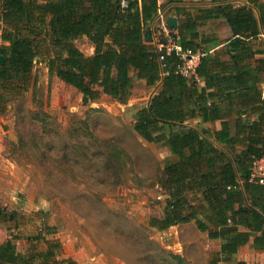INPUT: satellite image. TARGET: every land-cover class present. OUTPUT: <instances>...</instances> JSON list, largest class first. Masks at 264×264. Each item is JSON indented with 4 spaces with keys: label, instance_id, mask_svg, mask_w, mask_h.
Returning a JSON list of instances; mask_svg holds the SVG:
<instances>
[{
    "label": "trees",
    "instance_id": "trees-1",
    "mask_svg": "<svg viewBox=\"0 0 264 264\" xmlns=\"http://www.w3.org/2000/svg\"><path fill=\"white\" fill-rule=\"evenodd\" d=\"M251 2L264 26V0ZM158 9V0H128L127 6L120 0H0V112L5 92L28 90L45 41L51 46L49 72L78 88L83 104L102 94L127 102L132 72L150 86L161 80V90L139 109L134 125L144 139L168 145L175 155L165 164L160 184L167 193L165 211L152 225L165 229L194 221L211 238L221 239V255L210 262L217 264L254 233V243L264 248V183L250 180L254 162L264 157V58L255 56L264 49L254 45L259 21L248 5L199 8L206 18L225 17L238 33L218 52L199 49L204 54L197 80L176 71L177 53L160 61L158 47L145 41ZM193 29L194 22L182 23L178 34L184 47L196 50L185 40ZM80 37L93 42V54L74 43ZM159 37L167 41L163 33ZM192 118L220 119L221 127L203 133L189 125ZM19 215L17 209L0 206V221L17 220L19 227ZM36 230L0 241V264H77L63 256V242L45 220ZM22 237L29 243L24 251L15 241Z\"/></svg>",
    "mask_w": 264,
    "mask_h": 264
},
{
    "label": "rangeland",
    "instance_id": "rangeland-1",
    "mask_svg": "<svg viewBox=\"0 0 264 264\" xmlns=\"http://www.w3.org/2000/svg\"><path fill=\"white\" fill-rule=\"evenodd\" d=\"M74 43L89 51L84 38ZM50 47H40L28 90L5 92L0 206L20 208L23 236L45 220L85 264H203L208 238L194 222L151 227L165 211L160 184L172 159L134 128L151 87L127 102L102 94L83 104L78 88L49 72ZM16 222L0 221L2 240L19 234Z\"/></svg>",
    "mask_w": 264,
    "mask_h": 264
},
{
    "label": "crops",
    "instance_id": "crops-1",
    "mask_svg": "<svg viewBox=\"0 0 264 264\" xmlns=\"http://www.w3.org/2000/svg\"><path fill=\"white\" fill-rule=\"evenodd\" d=\"M228 2L233 3L234 5H248L253 8L255 15L259 21V27H260V34L259 37L255 40L254 45L256 48L264 49V26L260 19L259 9L251 2V0H158L159 9L156 16L149 23V28L146 30V34H145V41L155 46L159 45L158 36L156 35L158 23L161 22V20L167 21L170 17H175L177 19V26L176 27L168 26L170 31H173L174 33L178 34L179 27L182 23L186 24L188 22H194V29L189 33L186 32L185 40L191 41L194 45H196V50L203 49L204 51H207L209 53L218 52L224 47L227 41H229L231 38L237 35L238 31L236 32L234 30L235 27L231 26L230 23H228V21L225 19V17L206 18V16H204V14H201V12H199L198 9L211 8L218 4H223ZM147 31H149L151 34L150 39H147ZM193 32H195V34H193ZM177 37L179 40L180 39L179 34L177 35ZM81 38H84V40L86 41L89 51L85 52L81 47L79 48L87 55L93 54L95 50V46L93 42H91L87 37H80L78 39ZM255 56L264 58V52L256 53ZM132 76L134 77L133 88H132L134 94L132 93V97L136 95V92L138 91L139 87H144L146 85L151 87L148 101L146 103V106H149L152 95L157 91L161 90L162 81L160 80L155 85L150 86L147 84L145 79L138 77L136 74H134V72H132ZM261 77H262L261 86L263 87V91H264V72L261 73ZM135 98H141V96L140 97L135 96ZM189 125L198 128L203 133H206L212 129L220 128L221 120L217 119L214 122L211 121L205 122L199 118H192L190 120ZM158 146L166 149L167 155L169 157H171L172 159L175 158V155L172 153L168 145H158ZM219 146L222 147L221 145ZM239 179L242 182V179L241 178ZM1 181H2V174L0 172V184ZM164 196L167 197V193H165V191H164ZM1 199L2 197L0 194V201ZM247 203L249 202L247 201ZM12 209H17L18 211H20V208L17 207H14ZM191 222L194 221H190L187 223L191 224ZM179 224H185V223H179ZM23 226L24 225H20L19 227H15L14 229L16 230V232H20L21 234L25 231ZM151 227L158 229L156 226L153 225ZM240 228L247 229L244 226H240ZM197 229L199 231L206 232L208 241L206 242L207 244L206 257L203 260V264H210L212 258L220 254L222 241L219 238H211L209 236L208 230H201L198 227ZM255 236H256L255 233L251 235L250 239L246 243L242 244L238 248V250L234 252L229 258L222 257L217 261V264H264V248H260L256 246V244L254 243ZM9 237H7L6 239H8ZM22 238L17 239L16 241L18 249H20L19 243L22 240H26ZM0 241H3L2 238H0ZM63 256L74 258L77 261V264H85L79 259V257L76 254H70L66 252L65 247H64Z\"/></svg>",
    "mask_w": 264,
    "mask_h": 264
},
{
    "label": "built area",
    "instance_id": "built-area-1",
    "mask_svg": "<svg viewBox=\"0 0 264 264\" xmlns=\"http://www.w3.org/2000/svg\"><path fill=\"white\" fill-rule=\"evenodd\" d=\"M120 1L123 6L128 5V0ZM156 31L159 41V45H157V47L161 52L159 54V60L162 61L166 55L170 54L171 52H175L180 59L176 66V71L189 78H195L199 80L197 68L204 53L201 50H194L189 47H184L178 40V37H174L171 34L166 20H161V22L158 23ZM162 33L167 37V41H160L159 35ZM250 180L264 183V157L257 159L254 162L250 173Z\"/></svg>",
    "mask_w": 264,
    "mask_h": 264
},
{
    "label": "water",
    "instance_id": "water-1",
    "mask_svg": "<svg viewBox=\"0 0 264 264\" xmlns=\"http://www.w3.org/2000/svg\"><path fill=\"white\" fill-rule=\"evenodd\" d=\"M167 23H168V26L170 27H176L177 26V19L175 17H170L168 20H167ZM234 30L237 32V28H234ZM151 38V34L149 31H147V39H150ZM0 61L3 62L4 61V56H0Z\"/></svg>",
    "mask_w": 264,
    "mask_h": 264
}]
</instances>
